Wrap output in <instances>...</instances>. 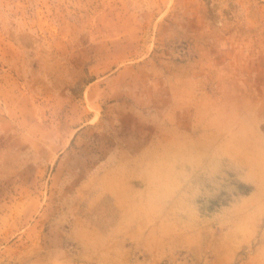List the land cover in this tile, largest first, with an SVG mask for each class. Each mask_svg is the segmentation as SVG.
Wrapping results in <instances>:
<instances>
[{
    "label": "rangeland",
    "instance_id": "rangeland-1",
    "mask_svg": "<svg viewBox=\"0 0 264 264\" xmlns=\"http://www.w3.org/2000/svg\"><path fill=\"white\" fill-rule=\"evenodd\" d=\"M0 264H264V0H0Z\"/></svg>",
    "mask_w": 264,
    "mask_h": 264
},
{
    "label": "bare ground",
    "instance_id": "bare-ground-1",
    "mask_svg": "<svg viewBox=\"0 0 264 264\" xmlns=\"http://www.w3.org/2000/svg\"><path fill=\"white\" fill-rule=\"evenodd\" d=\"M261 164V163H260Z\"/></svg>",
    "mask_w": 264,
    "mask_h": 264
}]
</instances>
